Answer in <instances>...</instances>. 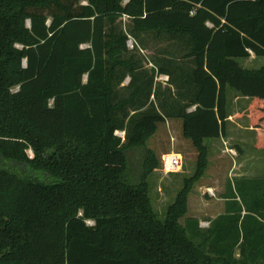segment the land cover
I'll use <instances>...</instances> for the list:
<instances>
[{
	"label": "trees",
	"instance_id": "obj_1",
	"mask_svg": "<svg viewBox=\"0 0 264 264\" xmlns=\"http://www.w3.org/2000/svg\"><path fill=\"white\" fill-rule=\"evenodd\" d=\"M251 53L264 57V0H0V264H264V178L227 181L207 229L180 223L228 88L250 99L264 153V68L237 63ZM166 118L197 157L161 220L146 142Z\"/></svg>",
	"mask_w": 264,
	"mask_h": 264
},
{
	"label": "rangeland",
	"instance_id": "obj_2",
	"mask_svg": "<svg viewBox=\"0 0 264 264\" xmlns=\"http://www.w3.org/2000/svg\"><path fill=\"white\" fill-rule=\"evenodd\" d=\"M121 22L124 24L125 21L122 19ZM128 47L129 49L133 47L131 40L128 42ZM141 53L148 57L152 55V51L149 50ZM237 63L242 69H260L264 68V57H255L251 53L247 59L237 60ZM146 67L151 65L147 64ZM127 82L128 80H125L123 84L126 85ZM242 98L244 99L239 94L236 97L235 91L231 88L227 89L228 114L241 112V107L244 106ZM244 100L248 102V98ZM116 135L124 138L123 132H117ZM238 138L241 141L240 146L234 145V141L227 143L226 152H223L221 158L218 157L217 147L221 144L225 151V145L222 143L210 145L208 141L205 142L210 149L208 168L188 195V210L185 217L180 220L181 224H184L185 219L194 218L199 221V226L203 230L207 229L209 220L224 213L225 205L219 197L223 193L220 195L217 188L222 187L224 192L227 181L232 182L240 178H264L263 151L255 148V140L253 143L251 135L244 133ZM146 147L153 151L159 162L158 168L146 179L149 197L155 214L159 219L164 220L168 207L174 202L183 186L184 179L190 178L195 172L197 152L191 141L183 137L181 120L171 118H166L157 124L156 132L148 139ZM27 154L30 157L33 155L30 150ZM142 155L143 149L140 148L128 152V174L134 182L141 171ZM166 162H169L168 166ZM253 191L255 192V188Z\"/></svg>",
	"mask_w": 264,
	"mask_h": 264
},
{
	"label": "crops",
	"instance_id": "obj_3",
	"mask_svg": "<svg viewBox=\"0 0 264 264\" xmlns=\"http://www.w3.org/2000/svg\"><path fill=\"white\" fill-rule=\"evenodd\" d=\"M235 93H236V97H238L239 93H237V92H235ZM234 97H235V95H234ZM245 98L246 97H244V99ZM244 99H243L244 106L241 107V112H239V114H237V112L236 113L233 112L232 114H230V113L228 114V119L225 123L224 135L222 137H220L219 139H214V140L208 141V143L210 145H212V144L214 145L215 143H217V145H219L220 143H222V145H225V151H223L221 144H220V147H217L219 150V154H218L219 158L222 157L223 152H226V148H227L226 144L227 143L234 141L233 142L234 145L240 146L241 141H240V138H238V137H240V134L243 135L244 133H246L248 136L251 135L252 136L251 140L254 143L255 132L249 126V123H248V108H249V104H250V99L248 98V102L245 101ZM238 115H239V118L237 119ZM240 117H243V119H240ZM236 149H237V147H236ZM209 160H210V157L208 156V161ZM240 179L246 180V181L256 180V179H245V178L244 179L240 178ZM236 180H239V179H235L232 182H235ZM217 191L221 195L223 193L222 187L217 188ZM220 200H222L224 203V199L220 198Z\"/></svg>",
	"mask_w": 264,
	"mask_h": 264
},
{
	"label": "built area",
	"instance_id": "obj_4",
	"mask_svg": "<svg viewBox=\"0 0 264 264\" xmlns=\"http://www.w3.org/2000/svg\"><path fill=\"white\" fill-rule=\"evenodd\" d=\"M160 80H167V77H165V76H162V77H160ZM168 164H169V162H166V166H168Z\"/></svg>",
	"mask_w": 264,
	"mask_h": 264
},
{
	"label": "water",
	"instance_id": "obj_5",
	"mask_svg": "<svg viewBox=\"0 0 264 264\" xmlns=\"http://www.w3.org/2000/svg\"><path fill=\"white\" fill-rule=\"evenodd\" d=\"M28 27H29V24H28ZM26 64V61H24V65Z\"/></svg>",
	"mask_w": 264,
	"mask_h": 264
}]
</instances>
